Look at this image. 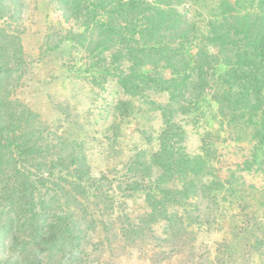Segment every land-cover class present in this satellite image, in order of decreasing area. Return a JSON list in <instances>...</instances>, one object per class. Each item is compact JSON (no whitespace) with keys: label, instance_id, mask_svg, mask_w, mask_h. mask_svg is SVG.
<instances>
[{"label":"rangeland","instance_id":"obj_1","mask_svg":"<svg viewBox=\"0 0 264 264\" xmlns=\"http://www.w3.org/2000/svg\"><path fill=\"white\" fill-rule=\"evenodd\" d=\"M217 1L180 5L189 22L200 24L195 34L203 41L210 31L207 16L212 18L207 5ZM84 30L80 20L66 21L57 0H0V64L11 65L1 83L35 114L29 124L41 145L75 143L93 183L101 181L93 185L99 187L93 200L98 207L83 198L76 209L87 264H264V143L258 130L222 115L208 97L184 115L180 104L172 106L184 133L162 137L164 120L156 109L170 104V97L155 84L127 94L122 81L132 73L129 55L118 46L93 52L98 34L94 27ZM160 37L173 38L165 30ZM190 40L187 54L193 57L197 48ZM163 144L202 164L195 170L202 182L185 206L170 211L184 220L174 233L164 220L143 222L152 211L146 188L158 176L142 180L143 168L129 170L139 156L151 160ZM42 155L50 157V149ZM63 180L36 191L37 200L52 202L48 219L60 214L68 197L61 187L70 178ZM4 254L16 252L0 247V264H8Z\"/></svg>","mask_w":264,"mask_h":264},{"label":"trees","instance_id":"obj_2","mask_svg":"<svg viewBox=\"0 0 264 264\" xmlns=\"http://www.w3.org/2000/svg\"><path fill=\"white\" fill-rule=\"evenodd\" d=\"M57 1L64 8L66 21H81L84 34L94 27L98 39L93 52L112 50L116 46L126 51L129 62L133 63L131 75L122 81L127 94L151 84L159 92L167 93L170 104L156 109L161 111L164 120L162 137L172 136L173 132L184 133L176 122L178 116L172 106L180 104L184 115L209 97L220 113L232 121L251 122L264 143V0H218L213 7L207 5L212 16H207L206 27L210 30L207 41L195 34L200 24L189 22L180 11V5L197 0ZM163 30L173 37L170 41H161ZM185 40L187 45L184 43L181 47L180 43ZM189 40L197 48L193 57L187 54ZM10 68L11 65L0 64V76ZM215 72L219 74L216 81ZM1 82L0 247L16 252L4 254L5 261L8 264H87V255H82L80 245L85 239L83 219L77 218L76 209L82 205L83 198L90 200L89 205L98 207L93 200L97 199L99 187L93 185L101 181L93 183L95 179L90 178L91 171L83 153L75 152L78 151L75 143L47 141L41 145L36 130L29 124L35 114L12 99L8 85ZM46 149H50V157L42 155ZM140 157L129 170L143 168L146 175L142 180L158 176L146 188L152 211L144 215L143 222L164 220L168 223V232L181 229L183 217L170 211L185 206L197 182H202L195 178L201 162L186 154L180 155L166 144L152 154L151 160ZM65 174L70 178L65 180L69 186L61 190L68 197L62 198L60 214L48 219L52 202L37 200L36 191L40 186L60 185Z\"/></svg>","mask_w":264,"mask_h":264}]
</instances>
